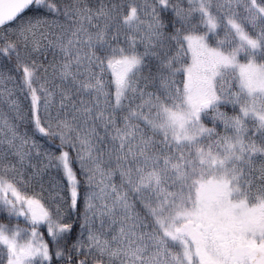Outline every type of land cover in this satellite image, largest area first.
Returning a JSON list of instances; mask_svg holds the SVG:
<instances>
[{"label": "snow or ice", "instance_id": "snow-or-ice-1", "mask_svg": "<svg viewBox=\"0 0 264 264\" xmlns=\"http://www.w3.org/2000/svg\"><path fill=\"white\" fill-rule=\"evenodd\" d=\"M0 103V264H264V0H0Z\"/></svg>", "mask_w": 264, "mask_h": 264}, {"label": "rangeland", "instance_id": "rangeland-1", "mask_svg": "<svg viewBox=\"0 0 264 264\" xmlns=\"http://www.w3.org/2000/svg\"><path fill=\"white\" fill-rule=\"evenodd\" d=\"M49 59H51V57H49ZM9 87H12V85L9 84ZM0 110H3L5 112H7V106L5 104H3V103H0ZM221 110L222 111H227L229 115L232 114V109H231L230 106L229 107H226V108H222ZM220 131H222V126H221Z\"/></svg>", "mask_w": 264, "mask_h": 264}, {"label": "trees", "instance_id": "trees-1", "mask_svg": "<svg viewBox=\"0 0 264 264\" xmlns=\"http://www.w3.org/2000/svg\"><path fill=\"white\" fill-rule=\"evenodd\" d=\"M206 123H207V121H206ZM208 126H211V124H210V123H208ZM220 129H221V126H220V128H219L218 130H220ZM40 142H41L42 144H43V143H45V141H44V140H41ZM45 187H47V184H45ZM80 211L82 212V211H83V209L81 208V209H80ZM21 227H23V224H21ZM74 235H75V234H74ZM45 238L47 239L48 237H47V236H45Z\"/></svg>", "mask_w": 264, "mask_h": 264}]
</instances>
